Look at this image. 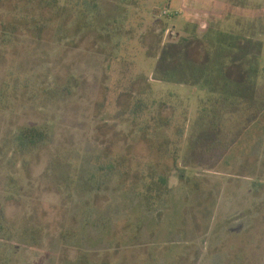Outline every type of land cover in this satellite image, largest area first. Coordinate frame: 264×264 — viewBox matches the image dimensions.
<instances>
[{
  "label": "rangeland",
  "instance_id": "obj_1",
  "mask_svg": "<svg viewBox=\"0 0 264 264\" xmlns=\"http://www.w3.org/2000/svg\"><path fill=\"white\" fill-rule=\"evenodd\" d=\"M262 109L264 0H0V264H264ZM163 137L180 224L125 177Z\"/></svg>",
  "mask_w": 264,
  "mask_h": 264
},
{
  "label": "trees",
  "instance_id": "obj_2",
  "mask_svg": "<svg viewBox=\"0 0 264 264\" xmlns=\"http://www.w3.org/2000/svg\"><path fill=\"white\" fill-rule=\"evenodd\" d=\"M146 106L147 104L145 100H143L142 98L136 99L131 110V114L134 116L131 121L132 126H137V124L139 123V119L142 118V116L145 114L144 109ZM158 113L159 117L156 120L157 124H154L151 129H153L157 138H161V132L167 126H169V118L164 116L163 110H160V112ZM256 113L257 112L255 111L254 114ZM153 119H155V116L149 118V120ZM148 128H150L149 125H146V123L144 125V123H142L141 133H144ZM218 130V127H214L213 129H211V135L214 138L211 139L212 141L216 140L215 134L218 132ZM143 137L148 138L147 133H144ZM163 138L164 140H162L161 142L149 141L151 142L150 148L153 156H151V160L147 164V174H136L134 175V177L130 178L128 177L129 175L127 172V174L125 173V177H127L126 179L129 182L130 187L135 188L138 191L141 199V208L142 206H146L145 208L148 209L155 208L164 210L163 213H166V217H168V220L174 219L175 222H173L176 224V220L178 221L180 217L184 216V214L180 213L181 207L179 208V214L176 215L175 213H172L173 209L178 206V204H180V200H173V197L171 195V177L175 175L172 173L173 171L179 169V148L178 142L176 140L173 141L166 137ZM48 139V130L38 126H26L18 129L14 137V143L16 144L18 150L25 152L39 147L40 145L46 143ZM194 142L196 144H199L200 141L198 139H194ZM216 142L219 144V141L216 140ZM218 144H214V146H219L220 144ZM168 159L172 160V166H168ZM129 160L130 159L125 158L123 154L121 155L118 153L115 156H111V154L109 155L108 151L105 150L104 152H102V155L100 156L98 162L100 163V169L105 172L109 170L114 171L115 169L125 168L127 166L126 162ZM178 178L184 181L186 177L183 173H181L179 174ZM188 179L191 178L187 177L186 181H188ZM192 185L195 186V189L192 188L195 192L200 187L199 182H195V184ZM192 189L190 190V193L194 192ZM183 201L185 200L183 199ZM169 210L171 211L168 212ZM178 224H180L179 221Z\"/></svg>",
  "mask_w": 264,
  "mask_h": 264
}]
</instances>
